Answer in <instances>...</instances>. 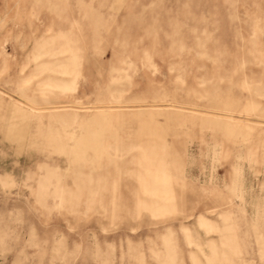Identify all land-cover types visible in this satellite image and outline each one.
Instances as JSON below:
<instances>
[{
	"label": "rangeland",
	"instance_id": "rangeland-1",
	"mask_svg": "<svg viewBox=\"0 0 264 264\" xmlns=\"http://www.w3.org/2000/svg\"><path fill=\"white\" fill-rule=\"evenodd\" d=\"M0 264H264V0H0Z\"/></svg>",
	"mask_w": 264,
	"mask_h": 264
}]
</instances>
